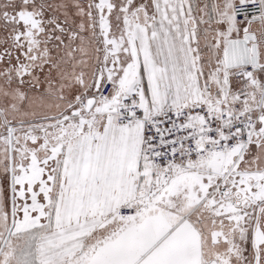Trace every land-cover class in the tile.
<instances>
[{
	"label": "snow or ice",
	"instance_id": "snow-or-ice-1",
	"mask_svg": "<svg viewBox=\"0 0 264 264\" xmlns=\"http://www.w3.org/2000/svg\"><path fill=\"white\" fill-rule=\"evenodd\" d=\"M0 264H264V0H0Z\"/></svg>",
	"mask_w": 264,
	"mask_h": 264
}]
</instances>
